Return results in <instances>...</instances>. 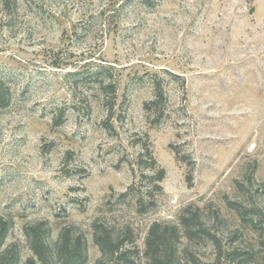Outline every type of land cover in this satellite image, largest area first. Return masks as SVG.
I'll use <instances>...</instances> for the list:
<instances>
[{
	"label": "rangeland",
	"instance_id": "rangeland-1",
	"mask_svg": "<svg viewBox=\"0 0 264 264\" xmlns=\"http://www.w3.org/2000/svg\"><path fill=\"white\" fill-rule=\"evenodd\" d=\"M10 1L0 0V217L18 264L39 222L52 243L64 227L84 236L82 264H123L99 262L94 221L130 225L142 252L152 223H178L189 206L221 243L184 240L200 264H264V0ZM102 63L120 75L110 127L98 83L66 77ZM158 169L157 205L139 212L143 176Z\"/></svg>",
	"mask_w": 264,
	"mask_h": 264
},
{
	"label": "trees",
	"instance_id": "trees-1",
	"mask_svg": "<svg viewBox=\"0 0 264 264\" xmlns=\"http://www.w3.org/2000/svg\"><path fill=\"white\" fill-rule=\"evenodd\" d=\"M144 4H154V0H139ZM10 0H5L4 7H12ZM60 67V63H55ZM66 77L76 80H90L98 83L99 92L107 109L105 121L106 126H111V121L116 117L118 109V84L120 75L114 65L101 64L96 68L84 65L83 69L72 70ZM81 77V79H79ZM154 88L153 105L158 106L166 99L164 90V78L155 76L150 79ZM77 85V84H76ZM9 102V89L0 82V105L5 106ZM161 116V113H157ZM61 116L55 120V124L61 123ZM147 147V146H146ZM153 167L156 161L151 157ZM165 171L158 169L154 175H144L150 179L145 191H141L135 196L137 209L139 212H148L156 207L157 195L160 192V184ZM141 189V188H140ZM135 191L133 185L129 191ZM128 193L127 195H129ZM238 213L245 218L247 211L243 205H235ZM245 208V207H244ZM258 222H264V212L257 215ZM9 225L5 219L0 217V264H18L19 257L8 248H3L4 240L8 234ZM49 228L46 222H39L27 229L30 247L33 255L25 264H50V259L54 256H61L66 264H82L85 262L86 242L84 236L77 235L73 228L64 227L60 231L57 240L52 243L48 239ZM93 237L99 247L102 256L100 263L116 258L123 264H200L191 249H186L189 245L184 244L193 241H210L216 249H220L221 243L211 228L203 218L201 209L195 206L187 207L179 216L178 223H168L155 221L149 228L145 248L141 252L136 245L135 234L130 225H125L117 229L112 222L97 219L93 222ZM184 256V257H183ZM105 259V260H104Z\"/></svg>",
	"mask_w": 264,
	"mask_h": 264
}]
</instances>
